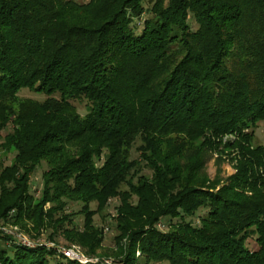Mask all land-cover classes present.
Instances as JSON below:
<instances>
[{
    "label": "trees",
    "instance_id": "obj_1",
    "mask_svg": "<svg viewBox=\"0 0 264 264\" xmlns=\"http://www.w3.org/2000/svg\"><path fill=\"white\" fill-rule=\"evenodd\" d=\"M259 122L264 132V0H0V152L13 153L0 221L34 238L48 230L94 255L93 216L117 198V264H264ZM213 152L235 163L225 180L204 172ZM0 240V264H81Z\"/></svg>",
    "mask_w": 264,
    "mask_h": 264
},
{
    "label": "rangeland",
    "instance_id": "obj_2",
    "mask_svg": "<svg viewBox=\"0 0 264 264\" xmlns=\"http://www.w3.org/2000/svg\"><path fill=\"white\" fill-rule=\"evenodd\" d=\"M78 2H86L87 0H77ZM148 3H146V6ZM146 15V14H144ZM143 15V16H144ZM141 25L140 23L137 24V27L139 28ZM18 95L22 98H31L35 100H43L46 96L43 94H37L32 91H29L27 89H22L18 93ZM85 100L81 99L78 101H73V104L75 105L78 113L80 114H85ZM11 130V124H8L6 129L1 132L2 135L6 133V131ZM227 139H232L231 136L224 137L223 140ZM139 143V141H137ZM136 143V144H137ZM253 145H258L261 144L264 146V132L262 128V123L259 122L257 124V127L254 129V135H253ZM219 155V156H218ZM13 156V153H1L0 152V162L3 165L9 164L11 158ZM137 153L136 151L132 150V157H136ZM234 161L228 159V156L225 154H217L215 152L211 153L208 155V158L204 164V172L207 175L209 180H214L215 178H219L220 180H225L228 176L232 175L235 172V167H234ZM45 168L44 162L40 163L38 167L36 168L35 172L31 176V191L35 196H38L39 190L41 187V173L43 169ZM147 172V170H145ZM118 204V199L117 198H112L110 199L108 206L106 207V216L102 217L99 214H95L93 216V221L94 224L97 227L102 228L103 231V241L101 243L100 248L97 249L96 253L94 255H88L86 251L84 250L83 247H81L79 244L76 243H66L62 236L57 235L56 236V244L52 241H49L46 239V236L48 234V230L46 231H41V235L38 238H34L33 235L27 233L24 229H22L19 225L13 224L8 221H0V227L6 228L7 230H15L18 233H21L24 235L26 238H28L31 241H34L37 243V245H45L47 247H51L50 245L53 244V246L56 248L57 252L59 254H62L61 252L58 251L57 246H63V247H75L82 256H84L86 259H93L97 260V262L93 263L90 261H87L85 263L81 264H87V263H92V264H104L103 262L105 260L110 261V264H117V260L115 257H113L110 253L111 251L115 248V243H114V236L116 234V231L114 229V218L113 216L116 215L115 211V206ZM81 203L80 202H75V201H69L67 204V212H77L80 209ZM91 208H95V203L90 204ZM203 210H200L199 213L201 214ZM75 223L78 227H82V221L83 217L81 214L76 213L75 215ZM175 222V219L172 220ZM169 220L168 218H162L161 222L157 224V226L160 229L166 230L168 226ZM0 232L4 234V232L0 229ZM10 236V235H9ZM11 241H1L0 240V247H7L9 250V244ZM16 242V241H14ZM17 243V242H16ZM247 245L251 248H256L255 242L253 241V238H250L247 240ZM36 246V245H35ZM30 247V246H29ZM34 247V246H33ZM138 255L139 252H136ZM67 258V257H66ZM68 259V258H67ZM75 261V260H72ZM80 263V262H79ZM160 264H168V263H160Z\"/></svg>",
    "mask_w": 264,
    "mask_h": 264
},
{
    "label": "built area",
    "instance_id": "obj_3",
    "mask_svg": "<svg viewBox=\"0 0 264 264\" xmlns=\"http://www.w3.org/2000/svg\"><path fill=\"white\" fill-rule=\"evenodd\" d=\"M0 229L4 232V234L12 236L13 240H15L17 243H20L25 246L33 247L37 245L36 242L29 240L21 233H18L15 230H7L6 228L0 227ZM51 247H54L53 244L50 245ZM57 249L59 252H61L65 257H67L70 260H75L80 263H85L87 261L90 262H97V260L93 259H86L84 256L80 254V252L75 247H63V246H57ZM104 264H110V261L105 260L103 262Z\"/></svg>",
    "mask_w": 264,
    "mask_h": 264
}]
</instances>
